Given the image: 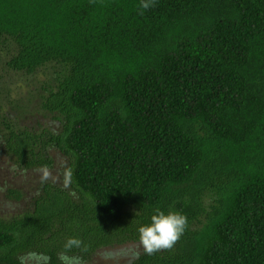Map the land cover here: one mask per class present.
Listing matches in <instances>:
<instances>
[{"label":"trees","instance_id":"1","mask_svg":"<svg viewBox=\"0 0 264 264\" xmlns=\"http://www.w3.org/2000/svg\"><path fill=\"white\" fill-rule=\"evenodd\" d=\"M140 4L0 0L5 66L43 70L35 104L56 126L20 127L0 101V149L20 170L49 148L73 168L69 188L40 183L0 217V264H60L70 237L83 260L139 242L157 208L186 230L128 264H264V0Z\"/></svg>","mask_w":264,"mask_h":264},{"label":"rangeland","instance_id":"2","mask_svg":"<svg viewBox=\"0 0 264 264\" xmlns=\"http://www.w3.org/2000/svg\"><path fill=\"white\" fill-rule=\"evenodd\" d=\"M9 43L0 44V101H9L5 108L11 111L17 125L20 127H50L56 130L51 117L41 111H38L35 96V90L39 87L40 81L44 80L43 70L40 69L32 74L15 72L5 66V61L12 53ZM6 99H5V98ZM36 101V102H35ZM12 102V105H10ZM21 106L20 109L10 110L14 104ZM22 109V110H21ZM48 155L51 163L48 166L54 176L60 174V179L53 183L63 185V166L66 165V158L55 148L48 149ZM63 165V166H62ZM40 167L20 170L15 167L0 149V217L8 218L27 208L28 198L35 192L40 184V174L37 171ZM18 190L21 200H13L7 196V190ZM142 249L139 242L127 241L122 244L105 246L97 249L85 264H128L134 254Z\"/></svg>","mask_w":264,"mask_h":264},{"label":"clouds","instance_id":"3","mask_svg":"<svg viewBox=\"0 0 264 264\" xmlns=\"http://www.w3.org/2000/svg\"><path fill=\"white\" fill-rule=\"evenodd\" d=\"M154 3L155 0H141L139 7L142 11L140 14L143 15V10L153 7ZM37 171L40 174L41 184L49 180L56 183L60 179V174L54 176L52 170L47 165H42ZM62 177L63 187L65 189L69 188L72 184L73 168L71 166H63ZM187 223V217L180 212L170 211L165 214L159 208L155 209L154 214L150 217V223L138 228L139 244L142 246L144 253L153 255L160 251H170L186 230ZM73 249L87 252L88 245L84 244L79 238H68L63 245V251L58 255L60 264H85L82 256L68 254ZM35 255L37 254H28L29 257ZM43 258L45 261L49 259L47 256Z\"/></svg>","mask_w":264,"mask_h":264}]
</instances>
